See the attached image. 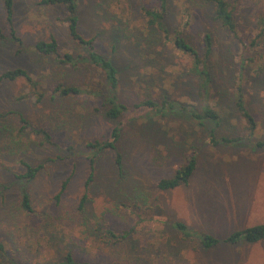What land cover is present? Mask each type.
<instances>
[{"label": "rangeland", "instance_id": "obj_1", "mask_svg": "<svg viewBox=\"0 0 264 264\" xmlns=\"http://www.w3.org/2000/svg\"><path fill=\"white\" fill-rule=\"evenodd\" d=\"M227 1L235 9L238 38L198 0H168L164 18L170 35L185 37L209 68L207 96L192 71L193 58L148 24L144 9L159 6V0L80 1L78 29L117 65L118 95L130 108L126 116L110 120L96 92L103 87L98 68L81 58L75 65L62 64L34 48L53 36L61 52L87 56L69 33L66 8L14 0L23 51L0 40V74L24 68L36 84L22 77L0 81V264H46L63 261L67 253L96 264H264V240L207 249L198 236L186 239L172 225L184 221L194 232L223 239L264 222V146L255 144L264 141V40L247 49L240 39L250 43L259 33L264 0ZM0 26L10 35L4 0ZM206 33L213 37L208 57ZM59 83L94 93L59 96L51 92ZM238 85L258 122L251 138L233 101ZM148 99L167 100L174 108L162 115L137 107ZM205 105L221 115L219 136L242 139L212 145L211 124L194 115ZM114 126L121 127L122 167L113 150L88 145L105 140ZM190 156L197 159L190 182L158 188V181ZM92 157L93 178L85 191ZM23 160L40 166L34 179L18 177L25 171ZM24 191L32 212L21 206Z\"/></svg>", "mask_w": 264, "mask_h": 264}, {"label": "trees", "instance_id": "obj_2", "mask_svg": "<svg viewBox=\"0 0 264 264\" xmlns=\"http://www.w3.org/2000/svg\"><path fill=\"white\" fill-rule=\"evenodd\" d=\"M81 0H41L42 4L46 5H58L61 4L66 8L67 16L66 21L68 23V29L71 37L80 45L84 46L87 50V56L76 57L73 53L68 51L61 52L59 43L55 37H51L50 40L40 39L34 44V48L37 52L44 55H55L58 62L62 64H71L75 65L78 59H83L88 61L94 67L98 68L102 73V88L97 92V96L102 99V109L106 118L110 120H116L121 116H126L130 108L120 100L118 95V89L120 84L119 70L113 59L99 52L93 42L92 38L84 37L79 29V3ZM200 3L205 6L212 7L214 19L220 22L223 28L227 30L234 37L238 38V28L235 19V9L227 0H198ZM5 9L7 13V20L10 24V35L5 34L3 28L0 26V40H11L20 47L18 53L23 51V39L17 34V31L14 26V0H4ZM168 0H159V6L155 8H145L144 12L148 18L149 26L160 30L164 33L169 40H172L174 45L181 49L183 52L189 54L193 58V67L192 71L199 76L201 80L200 92L202 95H208L211 91L212 77L209 68L207 67L204 59L200 56L197 49L190 44L185 37L180 33L175 35H170L167 26L165 25L164 18L167 11ZM261 25L259 33L251 40L250 43H247L244 39H241L244 47L250 49L252 46L255 47L264 40V17H261L259 20ZM205 56H209L213 49V37L211 33H206L203 36ZM25 78L27 81L33 83L36 82L30 76V73L24 68H15L4 71L0 74V81L4 80H15L17 78ZM52 93L59 96H72L82 93H94L87 89H82L75 85H64L62 83L56 84L52 90ZM43 94V93H42ZM41 94V95H42ZM90 94V93H89ZM234 104L239 112L240 116L246 120L248 135L253 137L255 135V130L258 126V122L255 116L252 114L248 108L245 95L241 85L236 87V92L234 94ZM145 106L150 110H155V112H161L162 115H165L170 109H173L174 106L167 100H164L161 104L158 102L148 99L144 100L137 107ZM131 113V112H130ZM196 118L201 119L202 121H208L211 124L209 131V141L212 145H218L220 142L226 144H236L241 137L230 136V135H221L217 133V129L221 124V115L213 107L205 105L201 111L197 114H194ZM21 121L26 122L24 118H21ZM28 124L25 123L24 127H27ZM38 133H42L45 137V140L51 141V136L47 130L40 129L36 130ZM121 136V127L114 126L109 136L102 141H91L88 143L93 149H110L115 152V161L118 166L122 167V154L118 149L117 142ZM256 146H264L263 140L256 141ZM91 160V172L88 179L85 182V191L88 190L90 182L93 178V157ZM22 164L25 167L24 173L18 175L19 178L23 179H34L37 175V172L40 169V166H33L30 162L24 161ZM197 168V159L195 156H190L186 163L179 167L175 173L170 177L161 178L157 186L162 190H170L177 188L181 185H186L190 182L192 175L194 174ZM70 180L68 177L63 183L62 187L57 195L59 199L66 186ZM87 199V192L81 198V206H84ZM21 206L25 211L32 212L33 207L31 203V198L28 192L24 191L21 198ZM173 227L182 234L186 239L198 236L200 243L204 248L210 249L218 246L220 243L235 244L240 241H245L249 243H256L264 240V222L255 224L252 226L245 227L243 229H238L232 231L225 238L220 239L212 234L202 233L199 234L191 230V228L184 221H175L173 222ZM114 236V233L111 232ZM0 248H3L2 243L0 242ZM46 264H96L91 261H77L71 253H67L63 261H53Z\"/></svg>", "mask_w": 264, "mask_h": 264}]
</instances>
